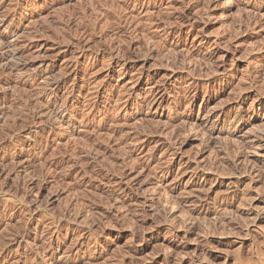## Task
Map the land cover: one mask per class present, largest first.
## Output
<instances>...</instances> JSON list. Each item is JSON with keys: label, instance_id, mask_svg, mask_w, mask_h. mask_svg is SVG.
Masks as SVG:
<instances>
[{"label": "rangeland", "instance_id": "rangeland-1", "mask_svg": "<svg viewBox=\"0 0 264 264\" xmlns=\"http://www.w3.org/2000/svg\"><path fill=\"white\" fill-rule=\"evenodd\" d=\"M0 264H264V0H0Z\"/></svg>", "mask_w": 264, "mask_h": 264}, {"label": "bare ground", "instance_id": "bare-ground-1", "mask_svg": "<svg viewBox=\"0 0 264 264\" xmlns=\"http://www.w3.org/2000/svg\"><path fill=\"white\" fill-rule=\"evenodd\" d=\"M2 43H3V41H1ZM5 44V43H4ZM7 44H9V43H7ZM7 44L5 45V46H7ZM11 45V44H10ZM10 45H9V47H10ZM12 47V46H11ZM7 49H9V48H7ZM8 53H10V52H8ZM7 54V53H6ZM17 54L15 53V52H12L11 54H10V60H12V61H16V60H18L17 58V56H16ZM9 56V55H8ZM5 57V56H4ZM17 57V58H16ZM29 64H27V62H25V61H18V62H16V63H14V64H12V65H10V66H7V67H15L16 69H18V68H29ZM19 70V69H18ZM46 72V71H45ZM54 114H52V116H53ZM56 115V114H55ZM58 115H60V114H58ZM52 116H51V118H52ZM57 117V116H56ZM53 119H54V117H53ZM240 261V260H239ZM250 262V261H249ZM252 262V261H251Z\"/></svg>", "mask_w": 264, "mask_h": 264}]
</instances>
